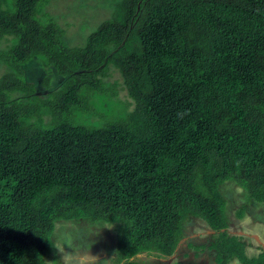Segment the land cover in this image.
Segmentation results:
<instances>
[{"label":"trees","instance_id":"16d2710c","mask_svg":"<svg viewBox=\"0 0 264 264\" xmlns=\"http://www.w3.org/2000/svg\"><path fill=\"white\" fill-rule=\"evenodd\" d=\"M48 1L0 0V264H46L58 226L80 220L117 225L112 264H184L169 261L192 219L215 264H264L221 192L234 181L264 203V0H118L77 47L38 18ZM36 56L45 87L53 69L66 79L46 98L26 79ZM110 67L133 108L76 123Z\"/></svg>","mask_w":264,"mask_h":264},{"label":"rangeland","instance_id":"374dc122","mask_svg":"<svg viewBox=\"0 0 264 264\" xmlns=\"http://www.w3.org/2000/svg\"><path fill=\"white\" fill-rule=\"evenodd\" d=\"M117 1L49 0L41 7L38 18L43 22L55 21L63 30L61 41L69 47L84 46L88 36L112 16ZM8 44L7 39L0 40V48H6ZM24 69L26 79L36 84L37 94L41 98L61 89L66 80L53 69L50 87H45L47 68L40 56L27 63ZM8 70L0 62V75ZM106 71L103 86L108 91L94 93L90 101L94 112L77 111L73 118L76 123L89 127L101 126L106 121L124 118L133 108L120 72L112 67ZM16 97L24 101L21 94ZM45 118L49 121L50 114L46 113ZM221 192L227 199L229 230L243 237L248 255H256L264 249V203L249 201L245 190L234 181H226ZM243 207L244 214L239 218L237 213ZM117 228L116 224L92 225L83 220L60 224L54 236L56 248L46 256V264H112L114 252L111 249L117 242ZM184 234L178 256L169 263L215 264L214 252L208 247L212 233L206 223L199 219L189 220ZM202 246L205 248L202 249Z\"/></svg>","mask_w":264,"mask_h":264}]
</instances>
